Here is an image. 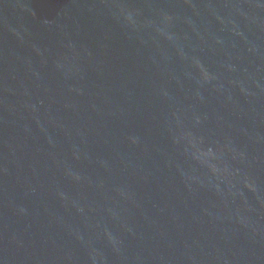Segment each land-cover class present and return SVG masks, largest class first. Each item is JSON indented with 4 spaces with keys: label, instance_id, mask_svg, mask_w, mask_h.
<instances>
[{
    "label": "water",
    "instance_id": "obj_1",
    "mask_svg": "<svg viewBox=\"0 0 264 264\" xmlns=\"http://www.w3.org/2000/svg\"><path fill=\"white\" fill-rule=\"evenodd\" d=\"M0 264H264V0H0Z\"/></svg>",
    "mask_w": 264,
    "mask_h": 264
}]
</instances>
